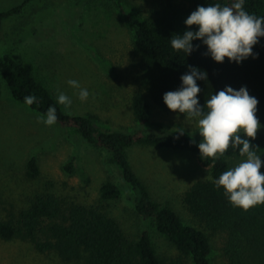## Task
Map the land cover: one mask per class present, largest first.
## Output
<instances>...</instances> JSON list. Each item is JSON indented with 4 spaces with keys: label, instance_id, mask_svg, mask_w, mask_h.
Here are the masks:
<instances>
[{
    "label": "rangeland",
    "instance_id": "1",
    "mask_svg": "<svg viewBox=\"0 0 264 264\" xmlns=\"http://www.w3.org/2000/svg\"><path fill=\"white\" fill-rule=\"evenodd\" d=\"M24 1L0 0V12ZM161 1L124 0L127 12L140 19H149ZM24 10L4 21L0 57L10 55L19 60L56 101L57 90L64 91L72 100L67 108L58 103L66 113L94 115L96 125L108 130L174 133L181 127L202 139L195 118L154 104L147 124L135 120L131 103L138 89L139 57L133 50V30L112 0H33ZM69 79L78 80L80 87L89 90L86 100H80L78 88L67 84ZM40 115L13 100L0 78V219L16 223L20 212L38 196H53L65 210L77 204L105 206L129 236L136 237L147 228L159 256L175 255L168 240L135 213L128 187L117 167L108 161L106 151L88 144L73 128L45 125L38 119ZM258 151L263 163L264 151ZM127 155L153 199L172 208L184 224L209 235L211 263L227 264L222 250L226 234L211 232L183 203L194 182L210 178L209 167L191 153L151 146H134ZM32 157L39 168L34 178L29 177L27 168ZM243 159L246 156L229 159L230 167ZM70 161L72 172L65 168ZM107 181L120 187L118 200H101L100 186ZM45 239L42 232L36 238H0V264H83L63 261L54 252H40L37 243Z\"/></svg>",
    "mask_w": 264,
    "mask_h": 264
},
{
    "label": "trees",
    "instance_id": "2",
    "mask_svg": "<svg viewBox=\"0 0 264 264\" xmlns=\"http://www.w3.org/2000/svg\"><path fill=\"white\" fill-rule=\"evenodd\" d=\"M31 1L25 0L0 12V34L4 21L23 14L25 6ZM112 1L133 30L132 45L139 57L140 77L138 89L132 96L131 108L140 125L149 122L153 104L165 111L178 113V110H169L162 97L164 92L180 86V76L188 70V65L207 72L206 80L197 81L201 88L197 94L201 105L225 85L236 89L243 85L250 95L258 98L256 115L264 124V37H260L253 46V53L258 55L255 58L249 56L239 64L229 62L227 57L222 63L215 62L200 40L193 41L194 45L200 46L189 55L183 50L173 49L170 44L173 34H182L188 27L184 20L197 5L209 2L230 5L234 0H188L186 3L162 0L153 8L149 19H140L128 13L124 0ZM244 8L249 13L264 16V0H245ZM191 27L196 29L195 25ZM0 78L13 100L39 114L46 113L49 105L55 106L58 117L55 124L75 129L88 144L106 151L108 161L117 167L128 187L135 213L150 222L175 248L176 254L159 256L147 228L142 229L136 237L129 236L105 206L77 204L65 210L53 196H38L28 209L20 212V219L16 223L0 219V238L12 240L18 235L36 238L42 232L46 239L37 243L40 252H54L66 262L212 264L209 235L184 224L172 208L153 199L127 155V150L134 146H151L191 153L200 164L209 167L210 178L199 179L190 186L183 197L184 205L211 232L226 234L222 250L227 264H264V203L248 209L235 206L228 200L223 186L215 184V179L230 168L229 159L246 156L239 153L240 145L236 149L230 145L223 154L207 157L196 146L200 139L190 136L181 127L174 133L140 129L127 133L99 127L94 115L66 113L33 73L10 55L0 57ZM28 94L37 96L38 102L25 104L23 97ZM239 134L243 135V132ZM249 139L252 145L264 151V131H258L255 139ZM27 168L30 178L37 176L39 168L36 157L29 159ZM65 168L72 172L73 162L67 163ZM260 171L264 173V162ZM120 196L121 189L117 184L107 181L100 186L102 201H115ZM44 222L48 224L43 225Z\"/></svg>",
    "mask_w": 264,
    "mask_h": 264
},
{
    "label": "clouds",
    "instance_id": "3",
    "mask_svg": "<svg viewBox=\"0 0 264 264\" xmlns=\"http://www.w3.org/2000/svg\"><path fill=\"white\" fill-rule=\"evenodd\" d=\"M244 3L245 0H234L230 5L219 2L197 5L184 20L188 27L183 33L170 37L171 47L189 55L200 46L194 45L193 41L200 40L206 46L207 54L217 63H222L225 57L237 64L249 56L255 58L258 53H253V46L264 37V16L249 13ZM206 79L205 70L188 65V70L180 76V86L164 92L163 102L169 110H178V113L196 119L202 137L196 146L202 155L215 157L223 154L230 145L233 149L240 145L239 153L246 154V159L223 171L215 184L223 186L228 200L235 206L248 209L264 203V173L260 171L262 154L249 139H255L258 129L264 128L256 115L258 98L250 95L246 86L236 89L225 85L201 105L197 95L201 88L197 81ZM67 84L79 89L81 101L89 97V90L80 87L78 80L69 79ZM56 99L65 108L72 104L71 98L59 89ZM23 100L32 105L38 102V97L28 94ZM38 119L47 126L53 125L58 119L56 107L49 105ZM241 131L243 135L239 134Z\"/></svg>",
    "mask_w": 264,
    "mask_h": 264
}]
</instances>
